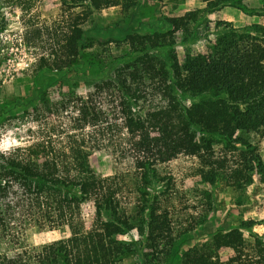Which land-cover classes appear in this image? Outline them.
<instances>
[{
  "label": "trees",
  "instance_id": "trees-1",
  "mask_svg": "<svg viewBox=\"0 0 264 264\" xmlns=\"http://www.w3.org/2000/svg\"><path fill=\"white\" fill-rule=\"evenodd\" d=\"M36 1L0 0V34L8 26L6 8L29 10ZM64 1L85 5L92 16L112 6L126 13L138 5V0ZM203 1L208 13L226 6L264 11L245 0ZM198 18L192 11L169 18L173 28L168 31L128 33L115 40L126 51L116 57L112 40H88L76 24L66 38V56L38 59L36 72L64 74L78 64L68 80L89 91L51 101L41 86L4 118L16 126L34 122L37 128L29 129L32 137L25 146L0 151V239L13 250L11 256L0 253V264H264V235L254 231L264 219L241 220L196 243L194 226H175V200L182 195L165 170L172 160L196 157L194 174L214 187L221 181L243 187L253 182V171L264 181L257 150L235 145L240 132L264 136V25L219 21L208 51L188 53L181 62L174 50L176 33L188 35L185 43L195 41ZM1 87L0 80V93ZM71 100L77 113L72 129L81 132L63 135L47 118L62 114ZM219 146L223 150L216 154ZM103 150L115 163L111 175L90 163L91 155ZM232 151L239 155L235 165L227 157ZM87 203L95 209L89 228ZM51 230L68 236L40 245L28 242L30 232ZM133 231L139 239L116 238ZM226 250L230 254L223 257Z\"/></svg>",
  "mask_w": 264,
  "mask_h": 264
},
{
  "label": "rangeland",
  "instance_id": "rangeland-1",
  "mask_svg": "<svg viewBox=\"0 0 264 264\" xmlns=\"http://www.w3.org/2000/svg\"><path fill=\"white\" fill-rule=\"evenodd\" d=\"M248 7L261 9L264 0H245ZM86 6L79 4L69 6L64 0H38L29 10L14 8L5 9L8 21L7 29L0 34V151L10 150L17 146H25L30 142L32 133L29 129L37 128V123L29 122L16 126L14 122L4 121L8 115L17 112L15 106L26 105L28 94L43 87L47 90L51 101L84 96L89 89L83 84L73 85L68 77H75L80 66L78 64L65 69L64 74L43 70L36 72V62L41 56L67 55L66 38L72 33V28L80 24L85 30V37L104 41L112 40L110 50L112 57L124 53L125 48L118 47L115 40L122 39L126 34L165 32L172 29L168 19L180 17L188 12L199 13L198 22L194 24L196 40L188 43V37L182 31L176 33L174 50L181 62L188 53L198 54L208 51L219 33V21H229L236 27H244L253 23L264 25V11H245L232 6H226L218 11L208 13L207 3L203 0H138L136 8L124 13L120 6H112L95 13L86 14ZM259 12V11H258ZM257 13V14H256ZM197 34V35H196ZM92 53V49L89 51ZM2 97L4 99L2 100ZM189 103V101H187ZM59 116L47 118L49 124L60 125L63 135L80 133L72 129L73 119L77 115L75 104L71 102ZM5 108V109H4ZM92 129H86L88 133ZM235 145L239 149L252 146L257 150L264 162V136L257 133L240 132L235 136ZM216 148V154L222 151ZM230 165L239 161L238 151L228 152ZM92 167L102 175H111L115 170V163L109 151H98L91 155ZM199 161L193 156H180L167 163L165 170L173 176L176 191L181 194L175 200L174 221L177 230L194 226L193 235L196 242L208 239L220 229L238 226L241 220L262 221L264 219V181L253 171L252 183H245L236 188L224 182L211 186L203 182L194 169ZM207 191V193H203ZM211 192V193H210ZM184 196V197H183ZM86 226L92 225L94 206L87 203L83 206ZM254 231L264 235V224H257ZM244 232H248L245 230ZM68 236L67 231L51 230L29 233L28 242L34 245L49 243ZM116 238L127 243L139 239L137 231L130 234L118 235ZM6 239H0V253L13 254L11 245ZM188 245L183 247L186 250ZM230 251L223 252L227 257ZM127 261L125 264H133Z\"/></svg>",
  "mask_w": 264,
  "mask_h": 264
}]
</instances>
